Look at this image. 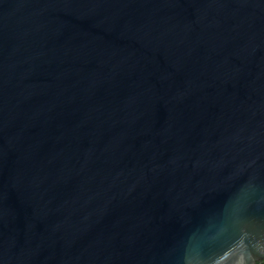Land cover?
<instances>
[{
    "label": "water",
    "instance_id": "water-1",
    "mask_svg": "<svg viewBox=\"0 0 264 264\" xmlns=\"http://www.w3.org/2000/svg\"><path fill=\"white\" fill-rule=\"evenodd\" d=\"M264 261V0H0V264Z\"/></svg>",
    "mask_w": 264,
    "mask_h": 264
},
{
    "label": "trees",
    "instance_id": "trees-1",
    "mask_svg": "<svg viewBox=\"0 0 264 264\" xmlns=\"http://www.w3.org/2000/svg\"><path fill=\"white\" fill-rule=\"evenodd\" d=\"M258 264H264V261H262V262H260V263H258Z\"/></svg>",
    "mask_w": 264,
    "mask_h": 264
}]
</instances>
